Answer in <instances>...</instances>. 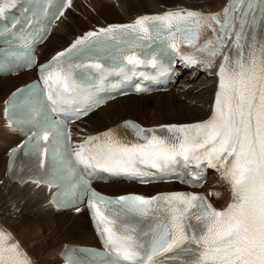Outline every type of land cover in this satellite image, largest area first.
<instances>
[{
  "label": "snow or ice",
  "instance_id": "obj_1",
  "mask_svg": "<svg viewBox=\"0 0 264 264\" xmlns=\"http://www.w3.org/2000/svg\"><path fill=\"white\" fill-rule=\"evenodd\" d=\"M29 2L39 10L44 0ZM21 3L0 0V19ZM71 6L72 0H60L53 19ZM177 59L215 70L207 119L152 128L125 121L73 143L69 125L101 107L102 92L137 76H168ZM24 60L36 65L30 53ZM147 68L153 71L141 70ZM37 73L38 82L5 102L9 118L26 109L21 122L30 132L10 153L9 173L23 151L44 171L11 178L56 188L50 203L57 208L86 201L102 250L66 249L64 264H264V0H227L217 12L175 7L108 24L77 36ZM135 91L147 89L137 85ZM206 169H215L228 187L223 208L196 192L110 197L92 188L90 179L102 172L150 183L174 175L199 188ZM0 264H34L3 227Z\"/></svg>",
  "mask_w": 264,
  "mask_h": 264
},
{
  "label": "bare ground",
  "instance_id": "obj_2",
  "mask_svg": "<svg viewBox=\"0 0 264 264\" xmlns=\"http://www.w3.org/2000/svg\"><path fill=\"white\" fill-rule=\"evenodd\" d=\"M224 1L72 0V6L64 10V15L57 19L47 39L39 48V56L48 57L77 36L97 26L128 22L138 15L156 14L175 7L215 12ZM88 7H91L96 20L90 16ZM76 15L86 21L82 22ZM198 71L202 73V81L194 83ZM32 73L26 71L14 77L0 78V112L1 102L6 93L31 78ZM214 73L215 70L209 71L200 65H195L190 71L176 77L174 87L167 92L116 98L75 122L72 133L80 138L89 134L95 135L105 127L125 118L144 125L202 121L210 114V106L216 91L217 77ZM200 87L201 90L196 93ZM187 89H190V92L184 95L174 93ZM164 97H171L172 101L165 102ZM182 98L184 102L176 100ZM146 103H148L147 107H143ZM189 103L191 106H188ZM16 141L15 136L4 127L0 118V223L21 242L34 264H62L57 258V251L62 243L93 244L94 238L89 224L83 211L73 214L68 210H53L46 203L41 189L27 184L17 186L6 179L4 174L6 149ZM211 184H215V187L211 188ZM172 188H174L173 184L138 187L133 184L113 182L98 185L99 190L108 194L140 192V189L146 190L145 194H150ZM203 189L216 207L226 206L229 200L228 187L221 180L219 173L218 177H210ZM217 193L220 195L217 196Z\"/></svg>",
  "mask_w": 264,
  "mask_h": 264
},
{
  "label": "rangeland",
  "instance_id": "obj_3",
  "mask_svg": "<svg viewBox=\"0 0 264 264\" xmlns=\"http://www.w3.org/2000/svg\"><path fill=\"white\" fill-rule=\"evenodd\" d=\"M87 9H88V12L91 13L90 16L93 17L94 20H96V18H95V17L93 16V14H92V9H91V7H88ZM114 11H115V10H114ZM77 15H78V14H77ZM77 15H76V16H77ZM77 17H78L82 22H85V21H86L85 19H83V18H81V17H79V16H77ZM201 74H202V73L196 75V79H194V80H195L194 83H196V82H198V81H200V80L202 81ZM0 78H3V77L1 76ZM200 84H201V83H200ZM16 85H18V84H15V86H16ZM200 90H201V87L198 88V89L196 90V93L199 92ZM186 91H187V92H186ZM189 92H190V89H187V90H180V91H178V92L176 91V92H174V93H177V94H179V95H184L185 93H189ZM164 98H165V97H164ZM164 98H163V99H164ZM151 100H152V99H151ZM176 100H177L178 102H184V98H182V99H176ZM164 101H165V102H167V101H170V102H171L172 99H171V97H166V98L164 99ZM147 104H148V103L143 104V107H147ZM188 106H191V104L189 103ZM133 116H134V115H133ZM134 117H136V116H134ZM136 118H139V117H136ZM139 119H141V118H139ZM211 187H214V185H211ZM66 219H67V218H66ZM64 221H65V220H64ZM64 223H65V222H64ZM65 226L68 227L67 224H65Z\"/></svg>",
  "mask_w": 264,
  "mask_h": 264
}]
</instances>
